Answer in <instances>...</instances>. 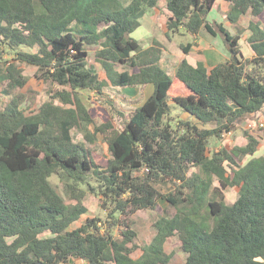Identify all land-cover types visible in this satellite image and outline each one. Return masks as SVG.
Masks as SVG:
<instances>
[{
  "label": "trees",
  "instance_id": "1",
  "mask_svg": "<svg viewBox=\"0 0 264 264\" xmlns=\"http://www.w3.org/2000/svg\"><path fill=\"white\" fill-rule=\"evenodd\" d=\"M161 1L0 0V94L8 96L0 101V264H169L166 244L175 236L184 264H264V156L254 157L261 138L237 127L264 112V0H226L231 23L250 17L253 59L241 55L242 31L233 35L207 20L217 0H166L168 39L206 30L233 52L211 70L183 58L173 73L159 42L143 49L129 37ZM191 48L181 45L184 54ZM7 54L12 58L4 61ZM22 64L36 67V78L57 88L35 112L16 92L29 83ZM148 85L152 95L128 113L104 97L108 86ZM85 90L103 97L104 121L83 101ZM170 99L197 122L166 121ZM89 126L94 133L85 134L86 142L101 134L109 148L105 164L73 138L74 129ZM235 130L247 140L244 146L211 150L212 140ZM53 175L77 204L66 202ZM234 187L239 196L229 205L224 192ZM88 194L100 197L108 219L104 225L88 219L70 231L88 212ZM161 200L168 206L138 246L126 218L157 210ZM117 227L121 239L114 237ZM137 250L142 255L135 259Z\"/></svg>",
  "mask_w": 264,
  "mask_h": 264
},
{
  "label": "rangeland",
  "instance_id": "2",
  "mask_svg": "<svg viewBox=\"0 0 264 264\" xmlns=\"http://www.w3.org/2000/svg\"><path fill=\"white\" fill-rule=\"evenodd\" d=\"M167 6H166V0H162V3L159 5L158 9H152V10H148L147 14L148 17L149 16H155L156 14H159V17H156L157 21L160 22V20L162 19V15L167 16ZM216 16H218V14L216 13ZM212 22V21H211ZM226 23V21H225ZM241 27H245V22L244 20L242 21ZM145 28H147L145 26ZM233 30V29H232ZM244 30V29H243ZM144 33V30H138V32H136L133 37L134 38H138L140 39L141 34ZM164 32L161 29V26L158 24V28H156V32H155V37L156 38H163ZM221 37V36H220ZM222 39V37H221ZM156 40V39H155ZM188 40L190 41V37L189 36H180V35H176L175 38V42L178 43H182V44H187L189 43ZM246 51H247V46L245 45ZM25 51H30V52H35V49H29V48H23ZM182 52V51H181ZM12 58V54H7L5 56L4 61H9ZM90 63L93 64L94 63V57L91 56L90 57ZM21 67L24 70V75H26L29 79V83L26 86V88L24 89H19L16 92H20V95H22L23 98V107L28 109V112H35L37 111L45 102L50 101L52 98V91L57 90V88L50 84V83H43L40 80H38L36 78V73H37V68L34 66H29L27 64H22ZM58 87V86H57ZM111 88H109L107 91H109ZM82 99L83 101L88 105L89 109L91 110L92 114L99 119L100 121H104L108 116L105 115L104 110L105 107H103V101L104 100H100L99 98H103L100 95H97V93L91 92L90 90H85L82 91ZM177 92V91H176ZM174 91L173 95H177ZM122 93V92H121ZM110 94H113L110 92ZM115 94V93H114ZM113 94V95H114ZM117 94H120L117 92ZM124 94V93H122ZM126 95V94H124ZM121 97V96H120ZM129 98V96H128ZM130 99V98H129ZM121 100V104L119 102L116 103L119 105V107L125 111V112H129L132 111L133 109L136 108V104H132V103H127L125 100L120 99ZM0 101L1 102H6L8 101V96L5 95H1L0 94ZM56 103L58 102V100L55 101ZM115 103V102H113ZM115 103V104H116ZM4 104V103H3ZM2 105V104H1ZM169 105H170V112L168 117H166V121H169L173 126H175L178 121L180 120H195V118L193 116H191L189 113H187L181 106H179L178 104H176L175 102H173L171 99L169 101ZM3 107V105L1 106V108ZM184 115H187V117H184ZM258 115V116H257ZM115 125L121 129L122 126V122L119 118L115 117L113 119ZM241 126H237L239 129H245L246 131H248L250 134L254 135L255 137H260V141H261V148L259 149V155L264 156V112L256 114V116H249L247 119L245 120H241L238 122V125ZM213 125H209L206 126L205 128H213ZM89 130L93 131V127H89ZM87 132L86 130H82V129H74L73 131V138L76 142H86L85 140V134ZM243 133L240 130H235L233 133L230 134H223V136L221 138H219L218 140L214 139L211 141V150L214 151H218L220 150L222 147H233L236 145H244V140H243ZM95 143L91 144L88 143V147L97 155L101 158L100 162L105 164L106 160L110 157L109 154V150H108V146L104 143L103 141V137L101 135H95ZM242 161L240 160V163ZM228 170L230 171V167L227 166ZM51 183L54 185V187L57 189V191L65 198L66 202L68 204H77L76 201H71L69 198L66 197L65 194V189H64V184L60 181L59 177L57 175H53L50 178ZM95 184V183H94ZM96 185V184H95ZM215 186H219L218 182L215 183ZM84 189L86 191H88V187L84 186ZM174 191V187H170V186H162L161 190L164 192H167L168 190ZM239 196V188L238 187H234V188H229L228 190H226L224 192V197H225V201L227 204L232 205ZM160 205L158 207L157 210L153 211V210H140L138 211L136 214L126 218L127 221L129 223L132 222V226L133 228L136 230L137 232V238H136V242L138 244V246H141V243L148 239V236L150 235V228L153 225V222L156 221L160 215H162V211L163 209L167 208L168 203L164 200H161ZM83 204L84 206L87 207L88 212L83 214L81 216V218L72 224V226L70 227V231L71 230H75L80 228L88 219H95V218H99L101 219V221L103 222V225L105 224V221H107L108 219V214L105 211V209L102 208L101 206V200L100 197H98L95 194H88L86 195V197L83 200ZM105 231V228L102 230V232ZM121 229L119 227L114 229V237L116 239H121ZM166 251L169 254L173 255V258L171 259V261L169 262V264H184V253L182 251L181 248V242L179 237L175 236L172 237L168 243L166 244ZM142 252L141 250H137L134 254L133 257L138 259L141 256ZM72 262L76 263V264H85L84 262H82L81 260H76V259H72Z\"/></svg>",
  "mask_w": 264,
  "mask_h": 264
},
{
  "label": "crops",
  "instance_id": "3",
  "mask_svg": "<svg viewBox=\"0 0 264 264\" xmlns=\"http://www.w3.org/2000/svg\"><path fill=\"white\" fill-rule=\"evenodd\" d=\"M162 3V1H161ZM160 3V4H161ZM159 4V5H160ZM159 8V7H158ZM155 8V9H158ZM230 9V3L227 2L226 0H217L215 5L213 6L212 11L210 12L207 20L211 22L212 24H218V25H223L226 29H228L233 35L238 34L241 32V39H240V50H241V55L243 56L244 59H253L256 57V53L254 52L253 48L249 44L248 40L251 37V32L249 30V24H250V17L249 16H241L237 22V24L231 23L228 18L227 14ZM216 13L218 16H216ZM166 14V13H165ZM162 15V19L160 22L157 21L156 17H159V14H156L155 16H149L146 13L145 17L141 20V26L136 29L133 33L129 35V37L139 41L143 49L150 48L155 42H159L162 45L163 49V63L166 68H168L169 73H173L175 67L179 62L185 58L189 61V63L193 66H197L199 62H203L205 66L211 70L214 67H216L219 64L225 63L231 59V53L232 51L225 45L223 40L221 39L220 36H212L210 33H208L206 30H202L199 35L196 36H191L189 34H176L180 36H189L190 41L188 40L189 43L192 44V48L189 51V54H184L181 52V45L182 43L175 42L176 35H172L171 39H168L166 37L167 34V21L169 17V12L167 11V16ZM244 20L245 22V27H241L242 21ZM226 21V23H225ZM158 24L161 26V29L163 30V38H156L155 37V32L156 28H158ZM145 26L147 28H145ZM262 28L264 29V23L262 25ZM233 29V30H232ZM244 29V30H243ZM138 30H144V33L141 34L140 39L134 38L133 35L138 32ZM156 39V40H155ZM188 44V43H187ZM245 45L247 46V51L245 48ZM96 65L95 63H93ZM98 65H96L97 68ZM98 69V68H97ZM100 77L104 79L106 77L105 73H101ZM109 88H111L109 91H107ZM154 91L153 85H148V86H138V87H133V88H126V89H116L114 87L108 86L105 91H104V97L111 99L112 101L115 102H121L120 99L125 100L127 103H132L136 104V107L144 103L146 99H148ZM94 93H97L96 91H91ZM111 93H115L110 94ZM120 93V94H117ZM126 94H122V93ZM97 95H100L97 93ZM101 96V95H100ZM121 96V97H120ZM129 96V98H128ZM101 100V98H99ZM121 104V103H120ZM133 109L132 111H134ZM131 112V111H129ZM92 113V112H91ZM253 116H256L253 115ZM258 116V115H257ZM184 117H187V115H184ZM194 122H197L196 120H191ZM238 126H241L240 124ZM91 127V126H89ZM87 127V132L86 133H94V130L91 131ZM93 127V126H92ZM84 129V130H86ZM94 129V127H93ZM101 135V134H97ZM102 136V135H101ZM103 137V136H102ZM244 143H247V140L243 137ZM96 141V140H95ZM95 141L91 144H94ZM104 141V139H103ZM87 144V142H84ZM105 143V142H104ZM106 144V143H105ZM244 144V145H245ZM107 145V144H106ZM240 145V146H244ZM229 148V146L227 147ZM261 146L259 147V149ZM259 149L257 153L255 154L254 157H261L262 155H259ZM109 150V148H108ZM110 154V153H109ZM110 158V157H109ZM108 158V159H109ZM252 157L245 158L240 164L245 165L248 160H250ZM107 159V160H108ZM168 243V242H167ZM142 255V254H141ZM136 259V258H135Z\"/></svg>",
  "mask_w": 264,
  "mask_h": 264
},
{
  "label": "built area",
  "instance_id": "4",
  "mask_svg": "<svg viewBox=\"0 0 264 264\" xmlns=\"http://www.w3.org/2000/svg\"><path fill=\"white\" fill-rule=\"evenodd\" d=\"M143 172H146V173H147V172H148V169H147V168H144V169L142 170V173H143Z\"/></svg>",
  "mask_w": 264,
  "mask_h": 264
},
{
  "label": "water",
  "instance_id": "5",
  "mask_svg": "<svg viewBox=\"0 0 264 264\" xmlns=\"http://www.w3.org/2000/svg\"><path fill=\"white\" fill-rule=\"evenodd\" d=\"M233 53V52H232ZM38 264H42L41 262H39Z\"/></svg>",
  "mask_w": 264,
  "mask_h": 264
}]
</instances>
